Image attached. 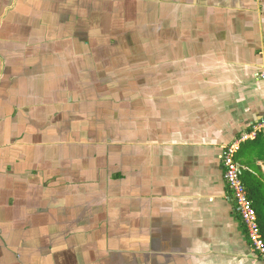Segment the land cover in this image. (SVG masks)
Masks as SVG:
<instances>
[{"label":"crops","instance_id":"0c3cea01","mask_svg":"<svg viewBox=\"0 0 264 264\" xmlns=\"http://www.w3.org/2000/svg\"><path fill=\"white\" fill-rule=\"evenodd\" d=\"M261 118L264 0H0V264H264Z\"/></svg>","mask_w":264,"mask_h":264},{"label":"built area","instance_id":"2783aa9c","mask_svg":"<svg viewBox=\"0 0 264 264\" xmlns=\"http://www.w3.org/2000/svg\"><path fill=\"white\" fill-rule=\"evenodd\" d=\"M253 127L254 133L257 131L264 134V118L257 120ZM237 149V143L228 145L223 149L220 156L225 169L224 178L228 187V195L235 212L245 225L247 240L251 248L255 251L257 257L264 261V241L261 236L256 211L242 182L241 175L246 167L235 158Z\"/></svg>","mask_w":264,"mask_h":264},{"label":"trees","instance_id":"16d2710c","mask_svg":"<svg viewBox=\"0 0 264 264\" xmlns=\"http://www.w3.org/2000/svg\"><path fill=\"white\" fill-rule=\"evenodd\" d=\"M261 138H264V134L261 132H257L253 140L248 139L241 143L237 151L235 152V158L238 161L240 160V162H244L243 160H241L242 154L245 151L244 149H246L248 145H253V148H255L254 145L256 144L257 139L261 140ZM258 150L261 152L260 157L264 160V144L260 143L258 145ZM241 178L246 188L248 197L251 200L252 205L256 211L261 236L264 241V182L259 178L257 179L247 170H244L242 172Z\"/></svg>","mask_w":264,"mask_h":264},{"label":"rangeland","instance_id":"374dc122","mask_svg":"<svg viewBox=\"0 0 264 264\" xmlns=\"http://www.w3.org/2000/svg\"><path fill=\"white\" fill-rule=\"evenodd\" d=\"M251 131H252V133L255 131V130H254V127H252V130H251ZM256 132H257V131H256ZM246 135H247V134H244V136H246ZM244 136H243V137H244ZM233 144H234V143H233ZM230 145H232V144H230ZM227 196H228V198H229V195H228V194H227ZM229 200H230V199H229ZM232 205H233V204H232ZM242 224H243V223H242ZM243 225H244V224H243ZM244 228H245V225H244ZM245 229H246V228H245ZM254 252H255V251H254Z\"/></svg>","mask_w":264,"mask_h":264}]
</instances>
